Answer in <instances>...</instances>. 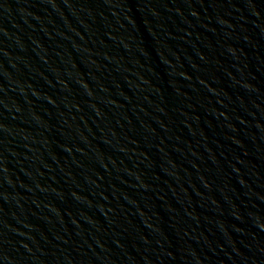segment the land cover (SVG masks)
Here are the masks:
<instances>
[{
  "label": "water",
  "instance_id": "95a60500",
  "mask_svg": "<svg viewBox=\"0 0 264 264\" xmlns=\"http://www.w3.org/2000/svg\"><path fill=\"white\" fill-rule=\"evenodd\" d=\"M0 264H264V0H0Z\"/></svg>",
  "mask_w": 264,
  "mask_h": 264
}]
</instances>
